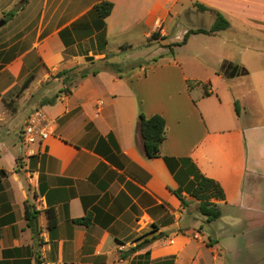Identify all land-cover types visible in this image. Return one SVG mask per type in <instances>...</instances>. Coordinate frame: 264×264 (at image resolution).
I'll return each mask as SVG.
<instances>
[{
	"label": "crops",
	"instance_id": "obj_1",
	"mask_svg": "<svg viewBox=\"0 0 264 264\" xmlns=\"http://www.w3.org/2000/svg\"><path fill=\"white\" fill-rule=\"evenodd\" d=\"M102 1L113 4L104 20L105 49L99 51L96 31L66 47L59 32ZM185 1L188 7L179 11L180 0H25L18 7L15 0H0V264H264V122L246 123L238 107L236 114V98L217 87L249 75L241 61L224 58L230 42L222 34L232 27L192 34L181 46L174 45L187 31L209 29L194 21L182 31L169 27L186 15L220 13L229 23L264 32L253 21L264 0ZM12 7L13 16L4 17ZM134 28L145 42L121 48L143 51L140 60L148 64L120 74L101 69L76 80L69 94L59 93L65 85L56 73L100 69V60L112 54L110 37ZM191 42L203 44L190 51ZM171 46V57L152 59ZM175 50L183 51L176 56ZM202 57L208 61L201 63ZM197 68L212 69L201 75ZM56 89L59 97L44 109L49 137L24 145L28 115ZM11 100L14 110L5 105ZM140 113L164 119L162 157L189 158L221 187L225 199L214 201L221 212L216 221L206 222L185 193L182 206L170 191L178 185L163 159L145 157ZM48 206L57 216L53 229L47 227ZM26 210L38 212L32 228ZM86 215L87 225L74 222ZM143 240L150 243L133 251Z\"/></svg>",
	"mask_w": 264,
	"mask_h": 264
},
{
	"label": "trees",
	"instance_id": "obj_2",
	"mask_svg": "<svg viewBox=\"0 0 264 264\" xmlns=\"http://www.w3.org/2000/svg\"><path fill=\"white\" fill-rule=\"evenodd\" d=\"M197 7L201 11L206 10V8L202 5H197ZM112 8L113 4L109 1L99 2L95 4L85 15L74 21L70 27L61 30L59 32V36L64 45L67 47L74 44L76 41L81 42L82 40L91 37L96 31L98 32L96 41L97 47L100 52L103 51L106 46V39L103 33L105 26L104 20L110 15ZM11 16H13V14H11ZM228 27V21L220 13H215V20L209 30H189L183 36L182 41L176 43L174 46L184 45L188 37L192 34H211L226 30ZM153 36L155 35H151V37ZM108 59L109 57H105L104 59L100 60V69L98 70L76 67L56 73L54 78H63L62 82L65 85V88L60 91V93L69 94V88L76 80L83 79L89 74L94 75L101 69L120 74L122 70L119 65L110 63ZM86 60L91 61V59L87 57ZM31 80L32 76H30L22 84L18 94L28 87ZM204 94L208 95L207 92ZM58 97L59 95L56 94L54 97L47 99L46 103L44 104H54ZM13 103L14 102L11 100L6 102L5 105L8 108L10 107L12 110H14ZM235 111L236 114H238L236 104ZM138 125L140 136L143 141L145 157L148 159L162 158L168 171L178 185L177 189L170 190L171 193L180 201L182 206L187 205V202L182 196L183 193L195 199L198 204V212L205 218L206 222L209 223L216 221L220 217L221 212L214 201H223L225 199L221 187L215 181L204 177L189 158H173L167 156L162 157L160 154V145L166 138V127L165 121L161 116L153 115L147 118L142 113H140L138 116ZM108 139H111V136H109ZM96 152L101 154L99 149H96ZM106 157L109 158L107 155ZM44 212L47 218L48 229H53L57 225V216L55 210L53 207L48 206ZM37 214L38 212L33 211L32 213H29V211L26 210V220L29 228H32L33 222L36 221ZM89 216L90 215H86L81 219L74 220V222L79 225H87L90 221ZM149 243L150 240H143V242L136 245L132 250L136 251L142 249Z\"/></svg>",
	"mask_w": 264,
	"mask_h": 264
},
{
	"label": "rangeland",
	"instance_id": "obj_3",
	"mask_svg": "<svg viewBox=\"0 0 264 264\" xmlns=\"http://www.w3.org/2000/svg\"><path fill=\"white\" fill-rule=\"evenodd\" d=\"M20 1L22 0H15L14 2L15 7H18ZM248 1L250 2V0ZM181 4H183V6H181ZM188 5L189 3L186 2L185 0H180L177 8L175 7V10L181 11L183 7L186 8L188 7ZM14 12L15 10L13 7L12 9L11 8L6 9L4 16L9 17ZM69 16H72V14ZM224 18L227 20L226 17ZM253 18H255L253 21L256 24L264 25V3L263 6L259 8L257 12H255ZM214 20H215V16L212 17L210 13H207L199 18H194V17L192 18L191 15L188 16L186 15L184 17L173 19L169 27L171 31L177 29H179V31H182L183 28H186L187 25H189L192 21H194L200 24L202 27L209 29V27L212 26L211 24H213ZM177 23H179L180 26L176 28L175 25ZM229 24L231 25L232 30L226 31L224 32V34H222L223 38H227L230 42L229 46L228 47L226 46L225 48V50L227 49V52L226 54L224 53L225 55L224 58H227L231 62L241 61L242 64L248 69L249 75L241 76L238 78L232 77L230 80H224L223 84L222 85L219 84L217 87L219 90L221 86L220 91L224 92L223 94L229 95V97L236 98V103H237L236 105L241 110L242 116L246 115V117L244 118V121L246 123L248 122L253 124H261L264 122V56H261L262 54L264 55V32L261 30L246 29L245 27L241 26L240 23H238V21L235 19L231 20ZM154 38H156V36L150 37L148 43H151ZM198 39L199 41H201L203 40V37H199ZM144 42L145 39L144 36H142V30L140 29L134 28L126 31H120L118 35L114 36V38L110 37V44L108 46V49L112 51V54L110 59H108V61L110 63L119 65L122 72L124 73H127L128 71L130 72L131 70H135V69L137 70V67H135L137 66V64H148V63H144L143 60H140L141 57L142 59L145 58L146 53H144L141 50L128 49L127 47H123V46H122L123 48H121V45H124L125 43H129L132 47L137 48ZM199 44L201 45L203 43L199 42ZM199 44L196 42H191L188 45V49L190 51H194L196 46H199ZM85 46L87 47L88 44L85 43ZM247 47H249L248 52L245 51V48ZM219 49L222 50V47L219 46ZM157 51L159 52L158 54L156 52L152 53L153 60L160 59L161 57L160 55L162 54H163L162 55L163 58H169L173 54L172 46L171 48L168 47L165 48L164 50H157ZM182 51L183 50H175L174 54L176 56H179L178 53H180L181 55ZM118 52H120L119 60L110 61ZM251 54H255V56H257L258 58H255V60L252 61L248 60L247 59L248 55ZM146 60L148 59L146 58ZM200 61L201 63H204L207 62L208 60L202 57ZM180 63H182L184 67L187 65V63L184 64L185 62H183L182 60H180ZM197 69L198 70L196 71L199 74L203 75L204 74L203 71H207L210 73L212 68H206L207 70L202 68L201 69L202 71L199 68ZM55 85L58 88V85L57 84ZM253 90H254V96H252L251 98L248 97V100L246 96L245 99L244 94L248 92H252ZM57 92L58 90L56 89L55 91L53 90L51 94L54 95ZM41 106L42 107L40 108L44 110L45 108L46 109L48 108L49 104H41ZM244 108L246 109V111L244 110Z\"/></svg>",
	"mask_w": 264,
	"mask_h": 264
},
{
	"label": "built area",
	"instance_id": "obj_4",
	"mask_svg": "<svg viewBox=\"0 0 264 264\" xmlns=\"http://www.w3.org/2000/svg\"><path fill=\"white\" fill-rule=\"evenodd\" d=\"M51 121L45 111L40 108H34L28 115L24 127L21 131V139L24 145H31L36 142L45 141L50 135ZM28 182L32 185L36 183L33 173H27Z\"/></svg>",
	"mask_w": 264,
	"mask_h": 264
},
{
	"label": "water",
	"instance_id": "obj_5",
	"mask_svg": "<svg viewBox=\"0 0 264 264\" xmlns=\"http://www.w3.org/2000/svg\"><path fill=\"white\" fill-rule=\"evenodd\" d=\"M25 0H22L21 2H24ZM4 24V21L0 22V26H2Z\"/></svg>",
	"mask_w": 264,
	"mask_h": 264
}]
</instances>
